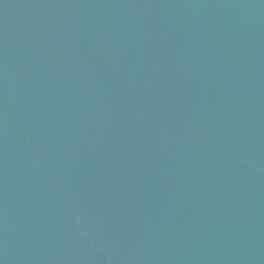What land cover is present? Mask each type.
<instances>
[{"label":"water","instance_id":"water-1","mask_svg":"<svg viewBox=\"0 0 264 264\" xmlns=\"http://www.w3.org/2000/svg\"><path fill=\"white\" fill-rule=\"evenodd\" d=\"M0 264H264V0H0Z\"/></svg>","mask_w":264,"mask_h":264}]
</instances>
